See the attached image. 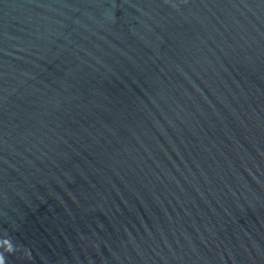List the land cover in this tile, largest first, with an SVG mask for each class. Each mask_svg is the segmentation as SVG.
<instances>
[{
	"label": "water",
	"instance_id": "water-1",
	"mask_svg": "<svg viewBox=\"0 0 264 264\" xmlns=\"http://www.w3.org/2000/svg\"><path fill=\"white\" fill-rule=\"evenodd\" d=\"M0 264H264V0H0Z\"/></svg>",
	"mask_w": 264,
	"mask_h": 264
}]
</instances>
